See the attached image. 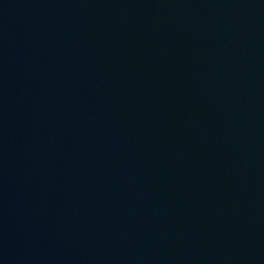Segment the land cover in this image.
Wrapping results in <instances>:
<instances>
[{
	"label": "water",
	"instance_id": "water-1",
	"mask_svg": "<svg viewBox=\"0 0 264 264\" xmlns=\"http://www.w3.org/2000/svg\"><path fill=\"white\" fill-rule=\"evenodd\" d=\"M0 264H264V0H0Z\"/></svg>",
	"mask_w": 264,
	"mask_h": 264
}]
</instances>
